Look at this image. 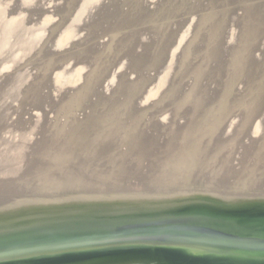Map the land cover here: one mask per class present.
Wrapping results in <instances>:
<instances>
[{"label": "rangeland", "instance_id": "rangeland-1", "mask_svg": "<svg viewBox=\"0 0 264 264\" xmlns=\"http://www.w3.org/2000/svg\"><path fill=\"white\" fill-rule=\"evenodd\" d=\"M200 1L203 0H0V108L10 101L17 108L20 104L24 108L29 106V97L27 93L24 96L22 91L34 83L43 84L45 92L47 86H52L53 79L59 80L60 83L52 82L53 86L62 83V88L56 85L53 93H57L60 92L58 90H64L67 84L80 85L91 81L95 89L90 93L95 94V98L89 93L92 99H89V103V100L84 101L87 102L85 107L89 105L88 108L92 109L91 106L97 101L95 99L107 94L103 100L97 101L102 104L98 107L102 112L111 111V119L120 120L121 123H128L130 119L126 112L151 110L155 115H151L153 120L156 119L158 123L186 128L187 135L185 133L182 138L192 147L185 146L188 148L184 155L190 152L194 153L192 156L195 159L203 158L194 170L165 167L135 176L121 174L119 169L128 172L125 164L139 172L150 168L152 156L138 152L135 144L128 143L110 148L108 154L104 155L105 159L102 155L104 160L115 159L102 166L98 162L103 161L101 156V160L96 158L90 145L82 148L68 144L66 141L70 137L66 136H63L59 145L50 147L46 145V139L41 140L44 135L43 124H48L44 126L49 128L50 124L54 126L61 120H65V125L68 122L74 125V121L85 119L83 113L76 114L90 110L82 105L86 111L80 108L81 102H72L76 108L75 105L71 106L74 113L68 114L66 118H63V114H52L49 118L41 115L43 124L32 122L34 128L32 123L25 124L24 119L28 117L26 112H30L33 119L37 120L41 117L38 114L41 110L38 109V112L33 107L25 111L19 106L18 109L24 112L22 117V112L19 116L12 112H0V161L9 166L0 169V218L50 208L168 203L195 198H206L230 206L264 207V168H253V165L263 160L264 154L260 157L251 155L253 164L248 170L254 175L257 172V176L246 180L240 172V181H244L241 183L239 177L233 178L240 170L243 172L249 167L248 154L253 153L251 148L264 147V116H250L253 114L250 112L264 111V0H213L216 1L213 4L212 0ZM215 17L223 18L222 27L208 29ZM160 30L162 32L157 33ZM241 30L244 31L243 39L239 40L237 37ZM193 42L197 44V56H194L195 51L189 52L191 48L187 51ZM242 46L248 49L243 51ZM196 57L197 65L203 70L202 76L189 73L191 65H196L192 58ZM40 66L46 72L39 73ZM38 78L44 82L40 83ZM47 82H50L49 85H46ZM132 82V93L125 92ZM232 84L233 89H228ZM38 86V89L42 87ZM194 87H200L203 92L200 95L208 100L200 104L194 100L192 102L190 98L195 93L190 89ZM43 89L34 91V94L40 90L39 94H42ZM53 93L57 97V94L62 95L64 92ZM109 95L122 99H113ZM59 98L57 104L61 102ZM232 101L241 102L234 104L237 107L234 106L233 113L228 116L231 117L228 125H232V132L238 134L235 140L220 147L219 142L225 141V138H211L208 136L209 127L205 125L200 129L205 131L196 133H207V136H195L197 134L193 132L196 127L192 124L197 122L198 114L217 110L223 102L226 105ZM54 109L59 111V108ZM94 110L98 112V109ZM190 111L197 114L195 120L189 115ZM204 116L207 115H202V118ZM46 117L50 122L45 119L44 123ZM103 118L100 116L99 121L102 122ZM208 118L210 121L213 117ZM246 118L255 121L244 128L247 126ZM22 120L24 123H21ZM196 138L203 139L196 141ZM174 139V144L184 147L182 140ZM214 146L220 148L216 147L215 150ZM202 147L206 149L205 156L196 152V149L203 151ZM170 148L174 150L176 147ZM65 150L70 153L61 156ZM214 150L218 151L215 153ZM225 164L232 166H229L231 180L213 178L214 173L227 174L222 170ZM237 167L240 170L235 169ZM66 185L70 189L59 190ZM126 258L113 257L106 262L144 264Z\"/></svg>", "mask_w": 264, "mask_h": 264}, {"label": "water", "instance_id": "water-1", "mask_svg": "<svg viewBox=\"0 0 264 264\" xmlns=\"http://www.w3.org/2000/svg\"><path fill=\"white\" fill-rule=\"evenodd\" d=\"M22 213L0 218V264H264V207L195 198Z\"/></svg>", "mask_w": 264, "mask_h": 264}, {"label": "bare ground", "instance_id": "bare-ground-1", "mask_svg": "<svg viewBox=\"0 0 264 264\" xmlns=\"http://www.w3.org/2000/svg\"><path fill=\"white\" fill-rule=\"evenodd\" d=\"M203 1H208V0H203ZM203 1H200V2H203ZM216 2V1H215ZM215 2H213V0L211 1V4H213V3H215ZM210 4V5H211ZM213 6V5H212ZM223 18H220V17H215L211 22H210V24H209V27H208V29H213V30H216V29H218V28H220V27H222V25H223ZM163 26V25H162ZM165 28V27H164ZM162 31H164V29L162 30ZM161 30H160V32H157V33H161L162 32ZM164 33V32H163ZM243 33H244V31L243 30H241L240 31V33H239V35H238V37L237 38H239V40H242L243 39ZM190 45V47L187 49V51L191 48V50L189 51V52H191V51H195V54H194V56H197V44H196V42H193V43H190L189 44ZM37 46H38V44H37ZM243 47V51L246 49H248V48H246V47H244V46H242ZM36 48V50L37 51H39V48H37V47H35ZM186 51V52H187ZM19 55V54H18ZM17 57V56H16ZM204 57H205V54H204ZM192 60H195V62H196V65H191V69H190V71H189V73H191V74H193V75H197V74H199V76H202L201 74V71L203 72V70H202V68L199 66V65H197V57L196 58H192ZM187 64V63H186ZM189 64V63H188ZM199 64V63H198ZM41 65V64H40ZM44 65V64H43ZM187 66H189V65H187ZM44 67V66H43ZM40 68H41V66H40ZM189 68V67H188ZM264 69V68H263ZM46 72V70L45 69H40L38 72L40 73V72ZM262 72H264V71H262ZM53 76V75H52ZM51 77V76H50ZM50 77H49V79H50ZM40 79H42V77L40 78ZM39 78H38V80L40 81V83L43 81H41ZM44 79H45V77H44ZM53 79V78H52ZM48 80V79H47ZM51 80V79H50ZM54 80V79H53ZM52 80V82H59V80H57V81H53ZM37 82V81H36ZM44 82V81H43ZM51 82V81H50ZM50 82H47V84L46 85H49V83ZM52 82H51V85L52 86H50L49 88H48V86L45 88L47 91H45L44 92V89H43V84H38V85H42V89H43V92H44V94H43V92H42V94H39L40 92H41V90L38 92V94H34V91H38L39 89H41V88H39L38 89V87H40V86H38V85H35L36 83H34L33 85H31V87L29 88V89H23V91H22V93H24V96H26V93H27V95H28V97H29V101L31 102L30 103V105L29 106H26V108H24L21 104L19 105L20 106V108L21 107H23L24 109H26L25 111H30L33 107H35V109L37 108V111H38V109H39V117L41 116V115H43V116H48V118H49V116H52V114H54L55 116L56 115H61V114H63L64 116H63V118L65 117H68V114L69 115H72L73 113H74V111H71V106L73 107L75 104H72V102H76V101H78V103L79 102H81L80 104H79V106H80V108H83L82 106H84L85 107V103H87V102H85L84 103V101H87V100H89V99H92L91 98V95H93V94H91L90 92H94L93 90L95 89V87H93L92 85H91V81H89V82H87L86 84H80V85H69V84H67V85H65V89H64V87H63V89L64 90H58V91H60V92H57V93H61V91H63L64 93L62 94V95H58L57 93H55V94H57V97H55L54 95H52V93H53V91L55 90V87H56V85L57 84H55L54 86H53V84H52ZM60 83V82H59ZM133 83L134 82H132V84H131V86H130V88L129 89H127L125 92H131L132 93V91H133ZM232 83V82H231ZM62 84V83H61ZM61 84H60V86L59 85H57V88L58 87H61ZM65 84V83H64ZM63 84V85H64ZM234 84V83H233ZM233 84L231 85V87H229L228 89H230V88H232V86H233ZM236 84V83H235ZM62 85V86H63ZM45 86V85H44ZM235 86V85H234ZM62 88V87H61ZM60 89V88H59ZM227 89V90H228ZM233 89V88H232ZM231 89V90H232ZM57 90V89H56ZM97 90V89H96ZM95 90V91H96ZM190 90H193L194 91V93H195V96H193L192 98H190L191 100H192V102H194V101H196L197 102V104H200L201 103V101H204V100H208V99H206V98H204V97H202V95H200L201 93H203L202 91H201V88L200 87H194V88H192V89H190ZM52 92V93H48V92ZM103 92V91H102ZM127 92V93H128ZM129 92V93H130ZM46 93V94H45ZM53 93V94H54ZM91 95H90V94ZM90 96H89V95ZM262 94H264V93H262ZM95 95V94H94ZM93 95V96H94ZM98 95H101V94H97L96 96H98ZM119 95V94H118ZM120 95H122V93L120 94ZM198 95H200V96H198ZM206 95V94H205ZM104 96H107V94L106 95H104ZM104 96H103V94H102V96H99L97 99H95V101L97 100V101H101V100H103V98H104ZM112 96V97H111ZM109 95V97H111V98H113V95ZM244 96H246V95H244ZM55 97V98H54ZM60 97V98H59ZM242 97H243V95H242ZM247 97V96H246ZM58 98L60 99V101L61 102H59L58 104H57V102L59 101L58 100ZM94 98H95V96H94ZM122 99L120 96L118 97H116V95H115V97L113 98V99ZM58 100V101H57ZM94 100V99H93ZM93 100H91V101H93ZM124 100H126V99H124ZM123 100V101H124ZM190 100V101H191ZM194 100V101H193ZM242 100V99H241ZM57 101V102H56ZM83 101V102H82ZM95 102V104L93 105V106H91L92 107V109L91 108H88L89 107V105H87L86 107H87V109L89 110H87L88 112H76V114H81V113H83L84 114V116H86V118L85 119H82L81 121H74V122H76V123H74V122H72V123H74V125H72V124H66L65 125V120H61L60 122L61 123H54L53 125L54 126H52L51 124L49 125L50 127L49 128H46L45 126L46 125H48V124H43V119H41L42 118V116L40 117V118H38L37 120H34L33 119V117H32V115H30V112H26V114L28 115V117H26V116H24V117H26L27 118V120H26V118L24 119V121H26L25 122V124L26 123H35V124H39V122L41 123V125L43 124V127H42V129L44 130L43 132H44V135L42 136V138H41V140H44V139H46L45 141H46V145H48V147H50V145H53V144H56V145H59L60 144V140L63 138V136H66V137H70V139H68V141H66L68 144H76V145H79V147L80 146H82V148H84V147H86V145H90V146H92L93 147V149H92V153L93 154H95V156H96V158H98L99 157V159H100V156H101V158H102V160L103 161H99L98 160V162L99 163H101V165L102 164H109L110 163V161L111 160H115V159H113V158H107L106 160H104L105 159V157H104V155L105 154H108L107 152H109V150H110V148H113L114 146L115 147H117V146H119V145H121V146H123V144H131V145H134V146H136L137 147V150H138V152H140V153H143V154H145L146 156L148 155V156H152V158H151V160L153 161V163L150 165V168L148 169V168H146V170H144V171H141V172H139V171H137V170H135L134 168H132V166H130V165H128V164H125V169L126 170H128V172H126V171H124L123 169H119V173L120 172H122L121 174H125L126 173V175H130V176H132V175H136V174H142V173H144V172H149V170L150 171H153V170H158V169H165V167L166 168H181V167H187V169H189V168H191V170H194V168H196L197 166H198V164H199V162H201V160L200 159H203V158H198V159H195L194 158V156H192L194 153H190V152H185V154H187V155H184V151H187V148L188 147H185V146H188V145H190V143L187 145V141H185V138H182V136H184V134L185 135H187V132H186V128H184V127H178V126H176V127H171V126H166V125H162V124H160V123H158L157 122V120L156 119H154L153 120V116H151L152 114L154 115V112L153 111H137V112H126L125 114L127 115V117H129L130 119H128V123H121L120 122V120H117V119H114V120H112L111 119V114L109 113V112H111V111H105V112H102V109L100 110L99 109V107L102 105V104H100V102ZM126 101H129V100H126ZM125 101V102H126ZM90 102V100L88 101V103ZM189 102V101H188ZM72 105H71V104ZM78 103H76L77 104V106H78ZM102 103V102H101ZM238 103H241V102H238ZM238 103H234L233 101H232V103L230 104V103H226V105H224L225 103L223 102L221 105H220V107L217 109V110H214V111H210V112H206V113H203V114H194V113H192V111H190L191 112V114H189V115H192L191 117H192V119H196L195 118V116L197 115V119H196V121L197 122H194L192 125H193V127L195 126L196 128V130H194L195 132H193L194 134L196 133V132H202V131H205V130H200V129H203L204 127V125L205 126H208L209 128H208V136H210L211 138H213V139H215V140H217L218 138H225V141H223V142H219L220 143V147H222L223 146V144H225V143H227L228 141H232V140H235V137H238V134H237V132L236 133H234V132H232L233 131V126L231 125V126H229L228 125V120H230L229 118H231V117H228V116H230L229 114L231 113H233L232 112V110H233V108H234V106L235 107H237V105H234V104H238ZM100 104V105H99ZM185 104V103H184ZM193 104V103H192ZM204 104V103H203ZM82 105V106H81ZM98 105H99V107H98ZM205 105V104H204ZM3 106V105H2ZM17 105L15 104V103H13V102H8L7 103V105H5L3 108H0V112H3V114H7V113H9V112H12L13 114H15V115H20V113L22 112V111H20L18 108H19V106H18V108L16 107ZM78 106V107H79ZM192 106H194V105H192ZM241 106H242V104H241ZM61 107H62V109H63V111H60V110H62L61 109ZM64 107V108H63ZM85 107V108H86ZM251 107V106H250ZM53 108H59V111H57L58 109H54V110H52ZM75 108H76V105H75ZM85 108H83L84 110H85ZM102 108V107H101ZM24 109H23V111H24ZM94 109H98V112H96ZM248 109V108H247ZM262 109H264V108H262ZM104 110V109H103ZM191 110H192V108H191ZM42 111H43V113H42ZM86 111V110H85ZM99 111L100 112H102V113H99ZM153 112V113H152ZM157 112V111H156ZM42 113V114H41ZM250 113H253L252 115H250V116H257L258 114L259 115H261V116H264V111H262V112H259V113H255V112H250ZM25 114V115H26ZM36 114V113H35ZM157 114V113H156ZM24 115V112H22L21 113V116L20 117H22ZM114 115H117V114H114ZM158 115V114H157ZM202 115H207V116H204V118H202ZM10 117H11V115H9ZM30 116V117H29ZM88 116V117H87ZM100 116H102V117H107V119L108 120H104V118L102 119L103 121L101 122V120L99 121V118H100ZM155 116V115H154ZM23 117V118H24ZM32 117V118H31ZM149 117H151V119L149 118ZM199 117H201V118H199ZM208 117H213L210 121H208ZM31 118V119H30ZM149 118V119H148ZM255 118V117H254ZM45 119H47V117L46 118H44V123H45ZM106 119V118H105ZM5 120V119H4ZM50 120V119H49ZM21 121V120H20ZM19 121V122H20ZM47 121H48V119H47ZM54 121V120H53ZM52 121V122H53ZM255 120L253 119V118H246L245 119V122H246V124H247V126L246 127H244V128H247V127H249V125L250 124H252L253 122H254ZM260 121V120H259ZM264 121V120H263ZM263 121H262V123H263ZM48 122H50V121H48ZM63 122V123H62ZM170 122V121H169ZM244 122V123H245ZM14 123V122H13ZM21 123H24L23 122V120H22V122ZM32 123V127L34 128V124ZM182 123V122H181ZM258 123V122H257ZM112 124H115V125H112ZM191 124V123H190ZM190 124L188 125V127L190 126ZM208 124V125H207ZM13 125V124H12ZM45 125V126H44ZM179 125V124H178ZM15 126V125H14ZM23 126V125H22ZM52 126V127H51ZM18 127V126H17ZM19 127H20V125H19ZM27 127V126H26ZM48 127V126H47ZM203 127V128H202ZM6 128V127H5ZM2 129H4V128H2ZM9 128H7V130H8ZM14 129H15V127H14ZM41 129V128H40ZM236 129V128H235ZM34 130V129H33ZM18 131V130H17ZM207 131V130H206ZM209 131H211V132H209ZM232 132V133H230V132ZM10 132V131H9ZM15 132V131H14ZM30 133V132H29ZM37 133V132H36ZM11 134H13V133H11ZM15 134L16 133H14V136H15ZM18 134V133H17ZM95 134H96V138H97V136H98V138L96 139V138H94L95 137ZM197 135H195V136H198V134L199 133H196ZM201 134V133H200ZM199 134V135H200ZM207 134V133H206ZM206 134H202V135H200V136H203V135H206ZM224 134H227L226 136H224ZM8 135V134H7ZM42 135V134H41ZM192 135V134H191ZM17 136V135H16ZM20 136V134L17 136V137H19ZM176 137V139L177 138H179V140H182L183 141V143L182 144H184L183 146L184 147H179V146H177V144H174V142H175V137ZM194 136V135H193ZM193 136H191L192 138H193ZM207 136V135H206ZM240 136V135H239ZM4 136H2V138H3ZM16 137V138H17ZM174 137V138H173ZM191 137H190V140H191ZM12 138V137H11ZM14 138V137H13ZM21 138V137H20ZM182 138V139H181ZM195 138V137H194ZM187 139V138H186ZM197 139V138H196ZM198 139H200V140H202L203 138H198ZM198 139L196 140V141H198ZM205 139V138H204ZM237 139V138H236ZM239 139H240V137H239ZM8 140H10V139H8ZM7 140V141H8ZM15 140H17V139H15ZM40 140V139H39ZM67 140V139H66ZM188 140V139H187ZM194 140V139H193ZM6 141V142H7ZM10 141H12V140H10ZM20 141H22V140H20ZM65 141V140H64ZM94 141V142H93ZM195 141V142H196ZM23 142H25L26 143V141H23ZM201 142V141H200ZM2 143H3V141H2ZM8 143V142H7ZM13 143V142H12ZM18 143H19V140H18ZM63 143H65V142H63ZM176 143V142H175ZM219 143H218V145H219ZM5 144V143H4ZM163 144V145H162ZM181 144V145H182ZM204 144V143H203ZM202 144V145H203ZM192 145V144H191ZM190 145V146H191ZM198 145H199V143H198ZM217 145V144H216ZM222 145V146H221ZM73 146V145H72ZM89 146V147H90ZM176 147L174 150H172L170 147ZM204 146V145H203ZM253 146V145H252ZM38 147V146H37ZM52 147V146H51ZM75 147V146H74ZM77 147V146H76ZM136 147H134V148H136ZM192 147V146H191ZM205 147V146H204ZM216 147L217 146H214L213 148H215V150H216ZM219 147V146H218ZM217 147V148H218ZM219 147V148H220ZM34 148V147H33ZM40 148H42V146H40ZM47 148V147H46ZM81 148V149H82ZM201 148V147H200ZM206 148V147H205ZM249 148V147H248ZM251 148V147H250ZM37 150H38V148H36ZM35 149V150H36ZM48 149V148H47ZM49 149H52V148H49ZM54 149V148H53ZM91 149V148H90ZM185 149V150H184ZM193 149V148H192ZM191 149V150H192ZM202 149H203V151H201V149L199 150V149H196V152H200V153H202L201 155L202 156H205L206 155V153H205V150H204V148L202 147ZM222 149V148H221ZM246 149V148H245ZM252 150V154H250L249 153V151H248V155H250L249 156V164H248V166L249 167H247V165L245 166V168L247 167V169H245L246 170V173L244 172L245 170H243V172H242V170H240V169H238V167L237 168H235V169H238V170H240L239 172H238V174L237 175H234V177L233 178H237V177H239V182L241 183V182H244V181H240V180H242V179H240L241 178V175L240 176H238L239 174H241L242 173V175H244L245 177H246V180H249V179H251L252 177H254V176H257V172L255 173L256 175H254V174H252L251 172H250V170H248V169H250V167L252 168V165L251 164H253V162H252V160H251V155H254L255 154V156H257V157H260L262 154H264V147H261V146H259V147H257L256 148V146H253L252 148H251ZM30 150V149H29ZM32 150V149H31ZM30 150V151H31ZM34 150V151H35ZM175 150H177V151H175ZM214 150V151H215ZM248 150V149H247ZM25 151H27V150H25ZM34 151H32V152H34ZM58 151V150H57ZM60 151V150H59ZM164 151H166L165 153H164ZM194 151V150H193ZM192 151V152H193ZM212 151V150H211ZM218 151V150H217ZM217 151H215V153L217 152ZM219 151H220V149H219ZM250 151V152H251ZM255 151V152H254ZM90 152V151H89ZM195 152V153H196ZM206 152H208V151H206ZM228 152V155L230 154L229 153V151H227ZM31 153V152H30ZM46 153H48V152H46ZM55 153V152H54ZM63 154L61 155V156H63L65 153L66 154H68V153H70V152H68L67 150H65L64 152H62ZM220 153H221V151H220ZM224 153V152H223ZM226 153V152H225ZM224 153V154H225ZM34 154H36L35 152H34ZM44 154V153H43ZM57 154H58V152H57ZM80 154V153H79ZM112 154H115V152L114 153H112ZM227 154V153H226ZM38 155V154H37ZM102 155H103V157H104V159H103V157H102ZM51 157V156H50ZM83 158H84V156H83ZM262 158H263V160L262 161H258V164H256V165H253L254 167L253 168H255V167H263L264 168V156L262 155ZM85 159H87V158H85ZM84 159V160H85ZM101 160V159H100ZM76 160H74V162H75ZM79 161V160H78ZM77 161V162H78ZM86 161V160H85ZM93 162H94V160H93ZM252 162V163H251ZM257 162V161H256ZM79 163V162H78ZM89 163H90V161H89ZM112 163H115V162H112ZM79 164H81V163H79ZM82 164H84V163H82ZM119 164V163H118ZM255 164V163H254ZM92 165H94V163L92 164ZM82 166V165H81ZM86 166V165H85ZM102 166H104V165H102ZM130 166V167H129ZM229 166L232 168V166H231V164H225L222 168V170H224L227 174H216V173H214V176L215 177H213V178H215V179H217V180H221V178H223V180H225V181H229L228 180V178L231 180V176H232V174L230 173V171L231 170H229ZM39 167V166H38ZM37 167V168H38ZM80 167V166H79ZM243 167V166H242ZM7 169V168H9V166L7 165V164H5L3 161H0V169ZM31 169V168H30ZM235 169H232L233 171L235 170ZM243 169H244V167H243ZM36 170V169H35ZM38 171V170H37ZM43 171V170H42ZM87 171V170H86ZM113 172H115V170H112ZM237 171V170H236ZM30 172V171H29ZM241 172V173H240ZM19 173V172H18ZM22 173V172H21ZM235 173V172H234ZM237 173V172H236ZM24 174H27V172L26 173H24ZM30 174V173H29ZM89 174V173H88ZM158 174V173H157ZM245 174H247V175H245ZM17 176H18V174H16ZM147 175H149V174H147ZM212 175V174H211ZM209 177H212V176H210V175H208ZM237 176V177H236ZM259 176V175H258ZM158 177L160 178V176L158 175ZM195 177V176H194ZM245 177H243L242 176V178H245ZM161 178H162V176H161ZM186 178V177H185ZM213 178H211V179H213ZM232 178V179H233ZM262 178V177H261ZM13 179V178H12ZM164 179H168V178H164ZM171 179V178H170ZM263 179V178H262ZM184 181H185V179H184ZM78 182V181H77ZM80 182V181H79ZM183 182V181H182ZM236 182H238V181H236ZM246 182V181H245ZM48 183V182H47ZM83 183V182H82ZM86 183V182H85ZM54 184V183H53ZM91 184V183H90ZM93 184V183H92ZM96 184V183H95ZM188 184V183H187ZM234 185V184H233ZM35 186V185H34ZM79 186V185H78ZM84 186V185H83ZM172 186V185H171ZM184 186V185H183ZM43 187V186H42ZM185 187V186H184ZM16 189V188H15ZM14 189V190H15ZM8 191H6V193H7ZM5 194V193H4ZM111 194V193H110ZM12 195V194H11ZM35 195V194H34ZM4 196V195H3ZM8 196H9V194H8ZM93 197V196H92ZM17 200V199H16ZM29 201V200H28ZM171 201V200H170ZM11 202H13V201H11ZM166 202V201H165ZM169 202V201H168ZM4 204H7V203H4ZM25 204V203H24ZM45 204V203H44ZM122 257H127V256H122ZM122 257H120V258H122ZM113 258V257H112ZM117 258H119V257H117ZM128 259H130V260H132V261H137V262H141V263H144V264H162L163 262H156V261H154L153 259L152 260H150V259H147L146 257H139V258H129V257H127Z\"/></svg>", "mask_w": 264, "mask_h": 264}]
</instances>
